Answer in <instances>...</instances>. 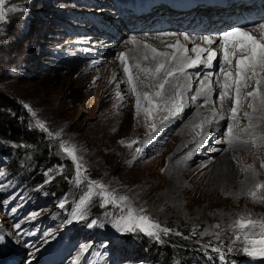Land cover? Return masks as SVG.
Masks as SVG:
<instances>
[{"label":"rangeland","instance_id":"374dc122","mask_svg":"<svg viewBox=\"0 0 264 264\" xmlns=\"http://www.w3.org/2000/svg\"><path fill=\"white\" fill-rule=\"evenodd\" d=\"M107 6L106 0H5L8 18L6 23L0 24V128L15 120L20 129L39 132L47 142L48 151L47 167L40 180L35 178L37 171L24 172L29 178L20 180L9 171L0 170V234L5 235V243L0 246V264H11L14 255L18 264H22L24 258L32 264L52 261L72 264L81 244L89 248L79 264H95L94 260L101 264H153L152 259L145 256L146 249L139 255L131 251L128 244H124L128 246L124 249L118 246V239L125 233L117 232L112 223L125 209L111 204L101 207L100 198L94 197L85 209L87 219L72 220L76 203L87 185L73 183L74 164L61 153V140L80 149L90 180L104 183L117 196H127L133 208H143L144 215L171 228V233H184L192 244H201L203 248H219V252L214 251L220 257L224 256L219 264H225V249L233 255L229 264H264L263 259L243 254L239 247L243 239L237 240L239 233L234 234L229 227L240 216L251 214L253 219L264 218V199L253 200L247 195L249 190H255L256 183H264V168L260 167L264 163V137L261 145L256 138L245 137L246 145H240L238 153L232 155L231 176L226 182L218 181L217 186L212 185L207 168L200 166L204 161H214L219 155L206 156V153L213 154L210 151L213 146L201 149L193 144L197 150H194V157L175 174L173 165L176 163L173 164L172 159L180 155L182 145L186 147L188 142L192 143L197 138L196 133L201 131L195 127L199 123L194 125V133L191 132L192 125L181 120L193 116L195 108L191 114L184 109L178 116L180 121L176 117L168 122L167 129L168 126L160 127L164 112L154 114L153 119H147L144 112L136 114L135 97L130 91L128 94L122 88L123 102L117 99L116 79H112L110 71L120 72V64L115 62L122 50L117 53L119 48L115 45L118 40H111L114 46H105L100 39L104 41L109 36L99 28V32L89 28L94 26L91 20L110 26L105 11ZM101 16L105 18L103 22L98 18ZM119 34H122L120 30ZM123 35L122 39L130 37V33ZM99 45L104 46L103 51L99 50ZM105 70L109 71L108 79L113 83L103 82L101 75ZM116 76L118 80L121 78L120 74ZM137 88L150 93L157 90L154 86ZM244 91L249 92L247 88ZM211 98L217 99L216 94ZM25 104L36 112V117L24 107ZM226 106L229 111L232 105L226 103ZM35 119L42 120L53 133L60 132L61 137L53 139L40 129L30 127ZM241 120L239 118L234 126L240 128L237 132L244 134L250 121ZM219 122L216 127H211L212 130L203 126V133L208 137L199 138V146L208 144L214 130L224 135L229 121ZM152 123L157 125L156 132L151 131ZM20 129L19 133L22 132ZM180 129L181 132L176 133ZM259 135L260 132L257 135L260 138ZM19 138L20 145L27 147L28 136ZM121 140H136L138 143L130 149L119 143ZM137 147L142 149L139 154L135 151ZM2 158L0 154V167L5 165L1 163ZM17 161L11 168L22 169ZM170 161L173 165L169 173ZM250 164L254 166L255 175L251 170L241 171ZM49 169L52 172L46 176ZM55 176L62 177L68 186L54 195V189L49 190L48 186ZM176 179L179 186L173 193ZM149 185L153 188H141ZM4 201L8 203L4 204ZM61 201H66L63 208L58 207ZM12 208L17 209L14 214ZM32 212L39 215L34 220L27 219ZM92 219H100L104 226L88 228L86 225ZM69 220L72 222L67 223ZM16 223H20L22 233L34 235L18 236V230L13 227ZM166 237L161 234L158 243ZM98 248L110 250V253L108 250L104 252L105 260L102 251L97 252Z\"/></svg>","mask_w":264,"mask_h":264},{"label":"snow or ice","instance_id":"6c2138e0","mask_svg":"<svg viewBox=\"0 0 264 264\" xmlns=\"http://www.w3.org/2000/svg\"><path fill=\"white\" fill-rule=\"evenodd\" d=\"M5 0H0V24L7 22V12L5 10ZM259 30L261 31V37L257 39L249 31L244 30L242 27H232L228 30L223 31L216 38L206 35L199 39L204 43L209 45V47H201L200 44H193L191 52L194 55H188V48L186 45L181 44L179 40L175 44L167 45L168 48L172 49L169 51H158L155 47L150 44L144 43L143 48L145 49L144 54L141 59L148 60L151 58L154 60L155 66L153 67H143L141 63L137 62L134 67L139 69L140 72L144 73L146 77L151 80H159L154 87L157 89L154 92H141L137 88L136 80L131 72L133 67L129 63V56L126 52H121L118 54V60L122 65V70L126 78L125 81L130 92L135 97V109L136 114L139 115L144 112L147 119H153L154 114L159 112H167L168 115L164 116L163 119L167 120L170 116H178L185 107L184 104V94L185 91H191L192 83L191 76L187 75V69L198 68L203 65L205 67H211L213 61L216 59L217 53L213 50L211 45L219 40L220 51L222 56L220 58V73L215 74L217 79L216 82L220 87L219 101L221 107H223L224 101L228 98L230 90H234V95L232 98V107L229 110L230 115L228 116V126L227 130L224 132L225 143L232 144L235 134H234V124L238 120V110L239 104L242 96L251 98V103L248 104V108L251 109V113L261 112L264 113V23L259 24ZM162 36H175V33L165 32L161 33ZM185 41H190L188 36H184ZM191 42V41H190ZM126 43L132 45H139V41L136 37H130ZM206 53V58L204 54ZM235 61L234 70L231 65ZM96 63V62H94ZM174 64L175 67H170L169 65ZM227 64L230 67L228 69L224 68ZM163 74V79H159L160 75ZM178 74L185 75L187 84L186 85H176L175 93L172 96H165V88L169 84L170 79L174 78ZM214 73L209 72L204 75L202 80H199V87L195 89V94L191 96L193 103L204 99V103H209L211 99V94L213 92L211 77ZM222 75V79L220 78ZM112 79H115V74H113ZM255 80V88L252 91L243 93L242 89L248 87V81ZM111 82V80L109 81ZM115 95L119 101H123L124 96L120 92V85L117 84ZM24 107L31 113L33 117H36V112L31 109L27 104ZM251 121V114L249 112L244 113ZM212 116H219L220 119H224L222 113L216 112L214 109L212 111ZM261 122H264V115L258 118ZM205 122H210L206 119ZM258 125H253L249 123V128L257 127ZM30 127H36L41 131L47 133L49 137L53 139H59L61 137L60 132L53 133L49 130L47 125L40 119H35ZM197 128H201L203 132V123L195 125ZM151 131H157V125L152 123L150 125ZM219 142V141H218ZM122 145L132 148L134 144L138 142L136 140L131 141H119ZM199 146V145H198ZM59 148L62 154L67 158L71 159L74 164L75 177L73 183L77 186L81 184H86V191L81 196L78 203H76L75 210L72 213V220H86L88 213L85 210L86 206L90 204L94 197L100 198V206L105 207L107 205H113L125 209L121 216L115 219L112 226L117 232L120 233H132V232H142L149 237H153L156 240H160L161 234L168 235L173 230L167 226H162L159 222L152 220L148 215H144L143 208H133L128 203L127 196H117L114 192H110L106 185L99 181H92L87 176V169L84 166L82 155L80 154V149L76 145L70 144L68 141L61 140ZM136 153L142 152V149L137 147L135 149ZM261 168H264V163L260 164ZM251 170L253 175H255L254 166L247 165L246 168H242L241 171ZM62 171V168H61ZM163 171V170H162ZM52 172L49 169L45 173L46 176ZM51 179V177H49ZM48 182V181H46ZM255 190H249L247 195L253 200L264 199V183H256L254 185ZM66 201H61L58 207L63 208ZM7 204L8 201H4ZM17 211L16 208H12L11 212L14 214ZM39 213L32 212L27 219L34 220ZM72 220L67 221L71 223ZM88 228L93 227H103V222L100 219H92L86 225ZM14 229L18 230L17 235L27 234L34 235V233H22L20 231V223H16ZM219 227V225L215 226ZM233 233H239L236 235L237 240L243 239V243L239 246L243 254L251 258L264 259V218L253 219L251 214L247 217L240 216L234 221L232 225L229 226ZM258 230V231H257ZM195 232V230H193ZM180 235V233H176ZM47 235H50L48 233ZM217 240L220 239L219 234H216ZM259 238H256V237ZM5 243V235L0 234V246ZM89 246L86 244H81L79 252L76 257L72 260V264H79L81 257L88 251ZM213 251L219 252V248H213ZM229 251L231 249H228ZM221 260L224 256L220 257Z\"/></svg>","mask_w":264,"mask_h":264},{"label":"bare ground","instance_id":"6f19581e","mask_svg":"<svg viewBox=\"0 0 264 264\" xmlns=\"http://www.w3.org/2000/svg\"><path fill=\"white\" fill-rule=\"evenodd\" d=\"M138 1L148 3L150 0H138ZM175 1L176 2H180V0H175ZM106 2H107L108 6H107L105 11L108 12V18L107 19L109 20V22L111 24H110V26H106V25L102 26L101 22H97L96 26L95 25L92 26L94 28L93 30L95 31V29H96L99 32L97 27H102L103 29H106L107 31H111L110 35H111L112 39L110 38V35H107V36H109L110 39L108 38V39H105L104 41L102 39H100V41H102L103 44H105V46H108V45L109 46H114V44H111L113 42V41L111 42V40H116V41L118 40L116 42V45H115V46H117V48H119L117 53H119L120 50H122V52H126L128 54V56L130 58L129 59V63L133 66L131 68L132 75L134 77H137L136 84H137V86H140L141 88H149L150 86L153 87L155 84H157L159 82V80H151L150 78L146 77V75L144 73L140 72L139 69L134 67V65L137 62L141 63V65L143 67H153L154 68V66H155L156 62L154 60H152L151 58H149L148 60L141 59L142 55L145 52V49L143 48V44L144 43L152 45L158 51H169V52H171L172 49L168 48L167 45L175 44L176 41L179 40L181 44L186 45V47L188 48V55L192 56V55H194V53L191 52L193 44H200L201 47H205V44L199 39L200 36L203 35V33H208V32H211V31H214L216 33H222L223 31L230 29L234 24H236V22H234V21H229V22H227L224 25L218 26L217 29H210V28H207V27L200 29V28H196L190 22L183 23L182 21H175V22H166V23L152 24L150 26H145L144 24H140L138 27L134 28V25H133L134 18L139 17L140 15H144L145 12L142 11L140 13H130L129 9H130L131 5L134 4L133 0H106ZM94 20H96V19H94ZM99 20L102 21V22L104 21V20H101L100 18H99ZM263 21H264V17H260L257 21H256V18H251V19L245 21V23H250L249 24L250 28L251 29H255L256 26H257V23L263 22ZM105 22L107 24L109 23L107 20H105ZM92 25H93V23H92ZM119 30H120V32L122 34H119ZM144 31L149 32V33L145 34ZM165 32L175 33L176 35L175 36H162L161 33H165ZM199 32H202V34H200ZM124 33L125 34H129L130 33V37H133V36L136 37V39L140 42L139 45H135L134 46L132 44L126 43V41H128V39L130 37L122 39L123 36H124L123 35ZM103 34L106 35L104 33V31H103ZM133 34H135V35H133ZM100 35H102V33ZM185 35L190 38L191 42L184 40V36ZM108 40H110V41H108ZM103 47L104 46L99 45V50L103 51ZM117 57H118V55H117ZM204 58H205V56H204ZM115 63L116 64L117 63L120 64L121 70H120V72L118 71L119 73L116 70H112V71H110V75H111V77H113L112 75L115 74V79H116L114 81L115 84L116 85L119 84L120 85V90L123 88L124 91H126V93H128L130 90H129V87H128L127 83L123 82V81L126 80V78L124 76V73H123V70H122V65L119 62L118 58L116 59ZM232 65H234V62L232 63ZM169 66L170 67H175L174 64L169 65ZM186 71H187V75L191 76L192 89H191V91H185L184 104L185 105L188 104V105H186L184 107V109H185L184 111H187V109H188V111H190V114H191V110L192 109L194 110V108H195V113L193 114V116L187 117L188 119L187 118L181 119L182 122H185V123L187 122V123H189L190 126L192 125L191 126V132H194V129H195L194 125L196 123H199V124L203 123V126H205V127L209 126V128L211 129V127H213V128L216 127L217 123L219 121H221V120L224 121V120L228 119V116L230 115V112L226 109L227 108L226 103H227V105H229V104H230V106L232 105V98H233V95H234V90H230L229 96H228L230 98V100L228 102V98H227L224 101L223 107H221V104H220L219 100H217V99H213L212 100V98L210 99L209 103H207V104L204 103V99L203 98H201L200 100H198L195 103H193L192 100H191V96L195 94V89L199 87V80H202L204 78L203 74H204L205 69L203 68V65H201L198 68H191V69H187ZM108 72L109 71H106L105 73L104 72L102 73L101 78H102L103 82L105 80L107 82L110 81L108 79V75H107ZM213 73H214V75L212 76L211 81H212V88H213V91H214V90H216L219 87V85L216 82L217 77H216L215 74H219L220 73V69L213 71ZM117 74L118 75L120 74V76H121V78L119 80L117 79V76H116ZM220 78L221 79L223 78L222 75H221ZM159 79H163V74L160 75ZM111 83H113V80H112ZM186 84H187L186 76L178 74L174 78L170 79L169 84L165 88V96L168 97V96L174 95L175 86L176 85H186ZM255 86H256L255 85V80H250V81H248V87H246V88L249 91H252V89L255 88ZM246 88L242 89L243 93L245 92L244 89H246ZM262 90H264V88H262ZM214 93L216 94V91H214L213 94ZM106 95H108V94H106ZM242 101L244 102V104L241 103ZM251 102H252L251 98H248L246 96L243 97V99H241V101H240L241 105L239 104V110H238L237 115H238V119L242 118V120L244 122H246V121H248V118L245 117V115L243 113H245L248 110H250L249 113L251 114L252 118H251V121L250 120L249 121L253 125H258L257 127L248 128L249 127V125H248V127H247L248 129L246 128L247 130L244 132V134H241V133L237 132V130L240 129V128H236L234 126L235 138H234L232 144H228V143L223 142L224 141V135L221 134L220 131H217V130L215 131L214 130L213 133L210 132V133H212L211 134L212 136L209 138L210 141L208 142V144L205 145L203 143L201 146H198L199 145V144H197L198 141H199L198 139L199 138L203 139L202 137H204L205 134L202 131L197 132L196 133V137H197L196 139L197 140L194 138V141H192V143L188 142L189 146L188 145L186 147H184L185 145L181 146L182 147L181 150H180L181 153L179 152L180 155L178 154V156L176 158L174 157L175 160L172 159L173 164H174V162L176 163L175 166L172 164V161H170L168 163V166H167V171L171 172V166L172 165H173V169H174V173L175 174L177 173V170L178 171H182V169L187 165V162L190 159L192 160V158L194 157L195 151H197V150L194 149L193 144H195L196 147L201 148V149L207 148V146L209 148H211V146H213L210 149V151H212L213 154L209 155L208 153H206L207 151H205L206 156L212 157V156H215L217 154H219V155L215 157L214 161L211 159L212 161H204L201 164L200 163L199 164H200V166H203L204 168H207V171L211 175L210 181L212 182V185H216L217 186L218 185V183H217L218 181H225V182L228 181V177L231 176V174H232V169H231V165H230V161L232 159V155L238 153V150L240 149V145H242V144L244 146L246 145V142H245L246 138L245 137L249 136V138H251V137L256 138V140H258V144L259 145H261L263 143L262 138L264 137V126H263V122H261L258 118L261 115H264V113H261V112L251 113V109L248 108V104L251 103ZM218 105L220 106V108H218ZM125 107H127V106H125ZM213 108L218 113H221V112H219V110L222 109L223 110L222 114L224 116V119H220L219 116L213 117L212 116ZM166 115H168V113L164 112L163 115L161 116V118H160L161 119L160 127L162 128L163 126H168L167 127V129H168L169 128L168 122L174 121L176 119V117H178L179 115L178 116H170L167 120H164L163 117L166 116ZM177 119L180 121V117H178ZM206 119L208 121H210V122H205ZM204 122H205V124H204ZM219 124H220V122H219ZM178 126H179V124H178ZM163 132H165V131H163ZM179 132H181V129L179 131H177L176 133H179ZM259 132H260V135H259L260 138L257 136L259 134ZM207 137L208 136L205 135V138H207ZM211 138H213V139H211ZM244 142H245V144H244ZM225 145H227V148L225 147ZM223 148H224V150H223ZM213 159H214V157H213ZM245 180L248 181L249 177L246 176ZM176 181H177V179L175 180V186H174L173 193L177 190V187L179 186ZM153 184H154V182H153ZM141 188L152 189L153 186L149 185L147 187L144 186V187H141ZM153 190H155V189H153ZM144 197H146V196L144 195ZM24 250H26V249H24ZM27 252H28V250H26V253ZM14 256H12V264H18V262H19L18 258L16 257V255H14ZM31 262L32 261H30V260H28L26 258H24V260H22V264H31ZM62 262L63 261L55 262L54 264H62ZM3 264H5V263H3Z\"/></svg>","mask_w":264,"mask_h":264},{"label":"trees","instance_id":"16d2710c","mask_svg":"<svg viewBox=\"0 0 264 264\" xmlns=\"http://www.w3.org/2000/svg\"><path fill=\"white\" fill-rule=\"evenodd\" d=\"M12 120V119H11ZM7 122V119H6ZM20 127L15 120L11 124H6L0 128V154L3 156L1 163L5 164L0 167L1 172L9 171L12 176L18 177L20 180H27L29 177L24 172H36L35 178L40 180L44 169L47 167L46 155L48 146L46 140L39 132H29L24 129L19 133ZM28 136L25 142L28 146H21L19 137ZM26 139V138H25ZM49 157V156H48ZM20 161L22 169L11 168V165L17 164ZM6 170V171H4ZM34 178L30 179L32 181ZM38 180V181H39ZM48 189H54V195L63 192L67 188L65 180L62 177H53ZM124 244L130 246L131 251H136L137 254H143V249H146L145 256L152 259L153 264H219V255L215 254L213 248H203L201 244H192L184 233L180 235L169 233L166 240L158 243L153 237H149L142 232L125 233L120 236L118 246L124 249ZM227 259L233 257L224 250ZM172 258V256H175ZM177 258V259H176ZM226 259V261H227ZM138 264V263H137ZM142 264H147L142 262Z\"/></svg>","mask_w":264,"mask_h":264}]
</instances>
